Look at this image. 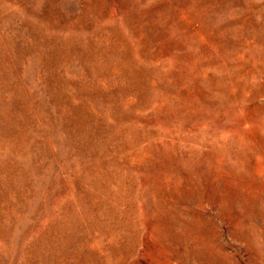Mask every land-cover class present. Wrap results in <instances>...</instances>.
Listing matches in <instances>:
<instances>
[{
  "label": "rangeland",
  "instance_id": "374dc122",
  "mask_svg": "<svg viewBox=\"0 0 264 264\" xmlns=\"http://www.w3.org/2000/svg\"><path fill=\"white\" fill-rule=\"evenodd\" d=\"M0 264H264V0H0Z\"/></svg>",
  "mask_w": 264,
  "mask_h": 264
}]
</instances>
